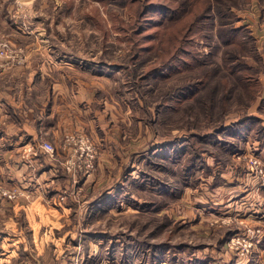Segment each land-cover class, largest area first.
Returning a JSON list of instances; mask_svg holds the SVG:
<instances>
[{"label":"rangeland","instance_id":"rangeland-1","mask_svg":"<svg viewBox=\"0 0 264 264\" xmlns=\"http://www.w3.org/2000/svg\"><path fill=\"white\" fill-rule=\"evenodd\" d=\"M149 13H138L146 35L178 34L183 25L160 27L159 12ZM232 13L225 26L216 15L205 20L188 49L199 59L221 62L230 45L217 30L236 29L234 40L244 42L236 53L261 88L250 107L246 89L223 95L228 77L208 68L144 77L167 45L146 37L140 42L152 51L133 60L139 26L136 5L128 0H0V51L7 52L0 61H21V49L34 55L46 47L43 61L51 78L85 89L90 110L82 134L66 138L77 140L69 144L72 155L64 168L72 185L56 201L66 211L56 212L50 201L41 209L49 213L28 223L18 206L13 217L15 201L33 185L10 182L0 153V264H264V0H246ZM197 76L204 81L201 89L172 103V94ZM245 115L251 120L236 126L242 137L233 128L218 140L198 138ZM174 148H184L175 160ZM22 154L11 153L14 160ZM195 154L201 159L186 176ZM45 189L49 195L58 190ZM160 245L166 248L157 262Z\"/></svg>","mask_w":264,"mask_h":264},{"label":"crops","instance_id":"crops-1","mask_svg":"<svg viewBox=\"0 0 264 264\" xmlns=\"http://www.w3.org/2000/svg\"><path fill=\"white\" fill-rule=\"evenodd\" d=\"M21 50V61L3 58L0 61V140L8 141H2L0 153L5 154L4 166L12 174L10 182L22 187L33 185L28 190L24 187L26 191H22L18 202L15 201L12 214L16 217L18 210H24L28 223L29 217L33 219V216H38L39 213H49V209L41 210L45 208L43 203L52 201L58 205L52 208L56 212L66 211V208L56 201L63 199V191L72 185V179L64 168L66 158L72 155L70 150L73 148L69 144L76 146L77 142L76 140L68 143L66 138L72 135L71 133L75 137L82 134L89 119L85 114L90 110L85 89H77V85L66 78H51L43 61L44 52L48 54L49 49L46 51L47 48L43 47L34 55L26 49ZM40 55H43L42 59L31 58ZM73 86H76V90ZM43 142L57 146L52 157L41 148ZM65 145H69L68 152ZM12 152L23 154L16 156L14 160ZM17 168L16 181L14 178ZM45 186L49 190L58 189L57 193L49 195L45 192ZM40 198L39 202L28 201Z\"/></svg>","mask_w":264,"mask_h":264},{"label":"trees","instance_id":"trees-1","mask_svg":"<svg viewBox=\"0 0 264 264\" xmlns=\"http://www.w3.org/2000/svg\"><path fill=\"white\" fill-rule=\"evenodd\" d=\"M245 1L246 0H165L164 2H154L152 0H128V2L136 5L138 17L136 18V25L139 26L136 34L138 35V38L141 37L140 39L137 38L134 41L133 60L135 61L136 59L140 58L142 53L152 51V45H148L147 47L145 45H142V40H144L146 37H148L147 40L157 39L160 42L162 41L161 43H165L167 45V48H162V51H159L157 49V46L154 47V50L160 52L157 54L161 58L159 59V63L152 66L151 69L148 70L144 75V77L167 76L164 72L165 70L169 69L167 71L168 73L181 70V67L183 69L199 67L202 69V72L207 73L206 68H208L209 70H211V74L221 72L222 77H228V82L226 81V79H223L224 81L222 82L224 84L222 85L221 89L223 95H226L228 94V92L234 91L238 88L246 89L250 94V96L247 95V106L250 107L255 103L258 97V92L261 88L257 85V83L259 84L258 78L247 71L249 69L248 64L239 59V53H236L244 43L243 41L234 40L232 31L236 32V29H233L232 27H221L217 30L216 35L219 38L221 37L222 39V37L225 36L223 37L226 42L225 44L230 45L229 47H231L232 49L237 48L235 50H231L229 47L225 49L221 57V62H217L214 59L209 60L206 57H200L199 59L188 49V47L193 45L195 41L194 35L199 33V31H202L205 20L209 21L210 18H213V15H216L221 20L219 25L225 26L229 24V22L224 17L231 18L233 16V6H237V4L239 5L240 3ZM154 11L159 12L160 18L157 19L158 22L156 23V25L160 27L162 25L166 27L177 24L179 22H183V25L178 27L177 31L175 32L178 34L167 35L163 33L161 34V32H155V34L153 35H146L142 33L144 26L142 24L141 17L138 16V13L142 12L143 16H147V14H150L149 12ZM165 19L168 21L163 22ZM190 36H193V40ZM209 64H211L210 67H208ZM195 79L196 80H192L191 82L184 84L172 94L174 95L173 97H170V100L171 98L173 99L172 103L178 102L179 104L183 102L184 99L188 100L189 97H191L201 89V87L204 85L203 79L198 76ZM217 90L219 91V88H217ZM261 101L264 102V98ZM209 104L211 105V101L210 103H205L204 105V109L206 111ZM250 120L251 118L248 115H245L244 117L239 119L237 123L232 124L231 126L222 124L220 125V129L212 132L214 134L206 133L204 135L198 136V138L203 141H208V139L214 138L213 135H216L215 138L218 140L219 137L217 135H219L220 132H223V130H231L233 128L238 129V132L234 133V136L242 137V129L239 130V128H237L236 126L243 125L245 127V124ZM245 130L246 129H244V131ZM166 144L168 145V143ZM169 144L170 146H172L177 143L176 141H170ZM167 145H163L162 147H160V149H162L161 154L165 157L167 154ZM181 150L184 151V148H174L173 153L170 155V158H174V160L178 159L180 156L179 152ZM198 159H201L200 155L195 154V156L191 158L189 164L185 166L184 173L186 176L193 171L195 165L199 162ZM158 248L159 250L153 256V260H156L157 262L162 259V252H164L163 250L164 248H166V246L160 245L158 246Z\"/></svg>","mask_w":264,"mask_h":264},{"label":"built area","instance_id":"built-area-1","mask_svg":"<svg viewBox=\"0 0 264 264\" xmlns=\"http://www.w3.org/2000/svg\"><path fill=\"white\" fill-rule=\"evenodd\" d=\"M0 54H7L6 49L0 51ZM41 148H43L50 156L53 155L54 147L52 144L46 142L42 143ZM3 194L6 195L7 198H12L15 196L14 193L11 194L10 192H3Z\"/></svg>","mask_w":264,"mask_h":264}]
</instances>
